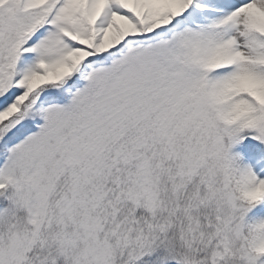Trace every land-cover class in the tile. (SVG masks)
Returning <instances> with one entry per match:
<instances>
[{"label":"snow or ice","instance_id":"1","mask_svg":"<svg viewBox=\"0 0 264 264\" xmlns=\"http://www.w3.org/2000/svg\"><path fill=\"white\" fill-rule=\"evenodd\" d=\"M0 264H264V0H0Z\"/></svg>","mask_w":264,"mask_h":264}]
</instances>
